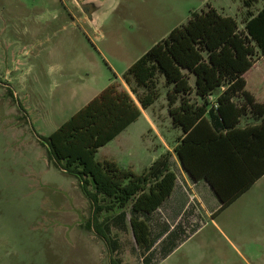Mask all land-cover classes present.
Listing matches in <instances>:
<instances>
[{
	"label": "rangeland",
	"instance_id": "obj_1",
	"mask_svg": "<svg viewBox=\"0 0 264 264\" xmlns=\"http://www.w3.org/2000/svg\"><path fill=\"white\" fill-rule=\"evenodd\" d=\"M84 1L101 4L92 20L75 0H0V264H264V197L226 217L222 230L205 218L191 234L167 232L151 250L135 244L127 213L104 226L108 245L87 225L92 209L77 179L53 165L40 138L108 84L128 90L124 71L192 12L211 6L241 29L264 0ZM164 96L146 114L171 144ZM136 119L131 155L121 158L116 140L110 146L140 173L166 149L146 118Z\"/></svg>",
	"mask_w": 264,
	"mask_h": 264
},
{
	"label": "trees",
	"instance_id": "obj_2",
	"mask_svg": "<svg viewBox=\"0 0 264 264\" xmlns=\"http://www.w3.org/2000/svg\"><path fill=\"white\" fill-rule=\"evenodd\" d=\"M255 1L243 3L250 7ZM261 55L264 4L255 13L246 11L241 29L233 17L211 6L192 12L184 24L172 28L124 71L122 80L128 90L116 82L108 84L47 137H40L49 160L77 179L89 201V228L109 245L104 226L125 220L128 213L135 244L143 250L150 248L148 215L170 195L176 179L171 153H162L140 173L111 159L98 161L95 153L136 120L141 108L151 106L162 90L173 126L185 133L174 147L183 169L192 179L204 177L214 187L208 173L197 169L198 152L205 147L190 132L205 121L208 97L221 85L225 88L216 98V111L226 124L227 114L234 113L236 118L242 113L240 107H234L233 96L242 95L251 108L259 105L244 90L242 74ZM190 74L194 76L193 86L189 84ZM196 98L202 103L191 100ZM260 128L243 130L245 141L253 144ZM242 145L239 142L238 148ZM228 203L230 200H221V207ZM99 215H104L102 220L96 218Z\"/></svg>",
	"mask_w": 264,
	"mask_h": 264
},
{
	"label": "crops",
	"instance_id": "obj_3",
	"mask_svg": "<svg viewBox=\"0 0 264 264\" xmlns=\"http://www.w3.org/2000/svg\"><path fill=\"white\" fill-rule=\"evenodd\" d=\"M242 76L245 81L244 90L252 96L253 102L259 105L251 108L242 95L233 96L231 101L234 103V107H240L242 113L236 118L234 113L227 114L226 124L216 111V98L225 88V85H221L215 88L208 97L204 114L205 121L201 127L190 132L205 147L198 152L197 169H204L208 173L214 187L204 177L192 179L183 169L174 147L185 136V133L180 127L173 126L168 114L166 95L162 106L167 114L169 128L175 131L174 142L171 144L162 139L164 136L157 124L152 117L146 114L150 106L145 109L141 108L139 116L143 115L146 118L151 133L159 138L161 145L171 153V169L176 175L170 195L148 215L150 250L167 232L179 231L189 232V234L195 232L207 223L205 218H209L215 229L222 230L221 226L224 225L226 217L236 210L246 213L250 210L249 202L260 201L264 197V123L262 121L264 118V55L256 58L252 66ZM189 84L191 86L194 84L192 74L189 75ZM191 100H196L197 104L202 103L200 98ZM208 110H211L212 113H208ZM136 120L132 121L113 139L100 146L95 157L99 151H103L102 157L96 160H118L113 157V147L110 146L115 140L117 148H119L117 152L121 158L128 154L131 155L128 141L133 130L130 127ZM258 127H262L259 130V136L253 144H249L250 142H246L243 138L242 131ZM140 132V136H142L143 131L140 130ZM239 142H243V145L238 148ZM238 149L241 152H238ZM154 160L155 157L144 163V169ZM118 161L117 163L122 167L132 166H126V163L120 159ZM221 200H230V203L221 207Z\"/></svg>",
	"mask_w": 264,
	"mask_h": 264
},
{
	"label": "water",
	"instance_id": "obj_4",
	"mask_svg": "<svg viewBox=\"0 0 264 264\" xmlns=\"http://www.w3.org/2000/svg\"><path fill=\"white\" fill-rule=\"evenodd\" d=\"M75 1L80 6L81 10L84 12V14L89 20L93 19V15L101 7V4L98 5L94 3V1L91 2H85L84 0H75Z\"/></svg>",
	"mask_w": 264,
	"mask_h": 264
}]
</instances>
